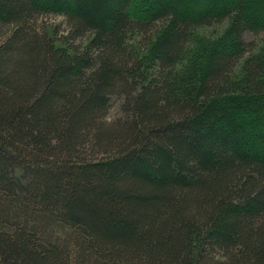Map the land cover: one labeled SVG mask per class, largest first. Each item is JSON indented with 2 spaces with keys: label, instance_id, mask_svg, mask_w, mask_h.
I'll return each mask as SVG.
<instances>
[{
  "label": "trees",
  "instance_id": "1",
  "mask_svg": "<svg viewBox=\"0 0 264 264\" xmlns=\"http://www.w3.org/2000/svg\"><path fill=\"white\" fill-rule=\"evenodd\" d=\"M261 31L264 0H0V264H264Z\"/></svg>",
  "mask_w": 264,
  "mask_h": 264
},
{
  "label": "rangeland",
  "instance_id": "2",
  "mask_svg": "<svg viewBox=\"0 0 264 264\" xmlns=\"http://www.w3.org/2000/svg\"><path fill=\"white\" fill-rule=\"evenodd\" d=\"M38 24H44L46 29L52 31L53 28H57L59 33H64L67 30V23L65 17L60 14H45L37 17ZM226 26V22L214 23L209 26H200L195 29L194 39L189 41L188 49L200 50L204 44V39H214L223 31ZM198 36V37H197ZM246 42L250 44V53L264 52V31L258 33L246 32L244 34ZM191 50V51H192ZM187 54V53H186ZM188 55V54H187ZM121 106V98L118 95H112L110 97L108 113L105 116L106 120H114L123 116Z\"/></svg>",
  "mask_w": 264,
  "mask_h": 264
}]
</instances>
